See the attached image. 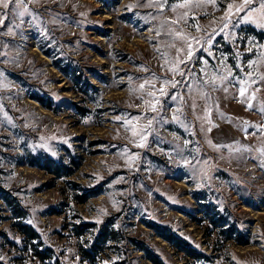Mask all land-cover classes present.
<instances>
[{"label": "rangeland", "instance_id": "374dc122", "mask_svg": "<svg viewBox=\"0 0 264 264\" xmlns=\"http://www.w3.org/2000/svg\"><path fill=\"white\" fill-rule=\"evenodd\" d=\"M242 2L27 0L20 26L5 22L2 264H95L81 247L102 224L116 241L97 264H264V28L228 8Z\"/></svg>", "mask_w": 264, "mask_h": 264}, {"label": "snow or ice", "instance_id": "6c2138e0", "mask_svg": "<svg viewBox=\"0 0 264 264\" xmlns=\"http://www.w3.org/2000/svg\"><path fill=\"white\" fill-rule=\"evenodd\" d=\"M202 2H206V0H184L183 3L180 4H176V5H168L167 4V0H160V10L163 11V9L165 8V6L171 8L172 10H176L179 8H188L190 9L191 6H196L199 7L201 5ZM26 3L27 0H0V28H3L5 26V22L8 21L10 23L14 24L15 18L18 16L20 18H23L25 13L28 11L27 7H26ZM233 7H235V12L237 14L239 13H243V16L241 17L242 19H244L245 21H251L253 19V17H256V22H257V27L260 28H264V0H243V2L239 5H233L231 3L228 4V8L232 9ZM23 9V10H20ZM184 15H187V13H184ZM183 17H181L182 19ZM179 21H173V23H178ZM21 23H23V21L21 20ZM19 24H14V27H19ZM227 26V25H225ZM5 35H14V28L13 27H8L7 31L4 33ZM159 34V33H158ZM169 35H171V33H169ZM175 39H179V40H185V38L179 33H175ZM191 47V45H189V48ZM183 51V49H177V55H179V53ZM190 54V52H189ZM184 61H180V60H176L174 61V63L177 65L176 67L170 68L169 71L173 72V73H177L179 72V74L181 76H188V73L182 72L179 69V63H182ZM163 67V65H162ZM0 75H3V73H0ZM190 78V77H189ZM221 80V83H223V80L226 79L225 77H219ZM262 80H264V77H261ZM164 84H172V85H176L179 84L180 81H169L167 78L164 79L163 81ZM198 83L202 84V85H210L212 88L216 87V79L212 78L206 81H198ZM188 85H186L187 87ZM145 87L144 84L140 85V88L143 89ZM152 87H155L154 85H152ZM223 90L225 92H227V87L224 86ZM160 93L162 95H166V93L164 92V87L163 85L161 86V88L159 89ZM245 94V88H241L240 89V96H244ZM149 96H152L153 93L149 92L148 93ZM171 99L175 100L177 99V97L175 95L171 96ZM159 104V101L157 100L156 104H152L151 105V111L152 112H157V106ZM193 111H195L196 109V105L195 102L192 103L191 105ZM249 108L252 107L251 104L248 105ZM209 110L206 109V113H208ZM155 119V117H153L152 119L148 120V125L147 128H151L153 120ZM173 119L177 122L180 123L181 121L179 120V117L176 116L175 114L173 115ZM197 119H207V115L203 118L201 117H197ZM132 130V129H130ZM211 129H209L210 131ZM145 130H141L139 133H137L135 130H133V135H139L141 139H144V133ZM139 147H144L143 144H140ZM213 147H216L217 149H219L220 147H230L228 145H220V146H216L213 145ZM239 150V149H236ZM262 152H264V149H261ZM262 167H264V164H262ZM5 259V257L0 256V261H3Z\"/></svg>", "mask_w": 264, "mask_h": 264}, {"label": "trees", "instance_id": "16d2710c", "mask_svg": "<svg viewBox=\"0 0 264 264\" xmlns=\"http://www.w3.org/2000/svg\"><path fill=\"white\" fill-rule=\"evenodd\" d=\"M46 169H50V164H45ZM95 224L91 222H83L81 227L83 230H89L91 228H95ZM159 234L172 246L183 252L188 258L199 260L204 257V255L196 250L191 244H189L184 238L181 236L170 232V233H162ZM108 241H116L115 236H112L111 232L109 231L108 224H102L98 229L96 234L93 235L92 239L88 241L87 248L81 247V253L84 258H87L91 263L97 264L95 261V254L99 252V249L102 247L103 244H106ZM114 246V244H113ZM143 250L147 251V249L143 246ZM94 254V255H93ZM155 264H162L159 261L153 260ZM0 264H2L0 262ZM110 264H117V262H113Z\"/></svg>", "mask_w": 264, "mask_h": 264}]
</instances>
